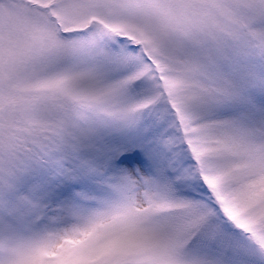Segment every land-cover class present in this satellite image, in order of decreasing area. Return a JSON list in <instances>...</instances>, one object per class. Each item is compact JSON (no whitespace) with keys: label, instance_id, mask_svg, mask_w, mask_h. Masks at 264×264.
<instances>
[{"label":"snow or ice","instance_id":"6c2138e0","mask_svg":"<svg viewBox=\"0 0 264 264\" xmlns=\"http://www.w3.org/2000/svg\"><path fill=\"white\" fill-rule=\"evenodd\" d=\"M0 264H264V0H0Z\"/></svg>","mask_w":264,"mask_h":264}]
</instances>
